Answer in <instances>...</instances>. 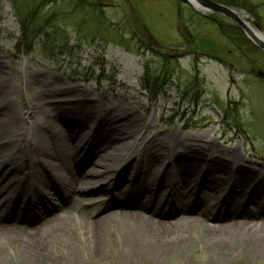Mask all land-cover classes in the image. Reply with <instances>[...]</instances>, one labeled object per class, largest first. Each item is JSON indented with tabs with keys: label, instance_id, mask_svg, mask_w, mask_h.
<instances>
[{
	"label": "rangeland",
	"instance_id": "rangeland-1",
	"mask_svg": "<svg viewBox=\"0 0 264 264\" xmlns=\"http://www.w3.org/2000/svg\"><path fill=\"white\" fill-rule=\"evenodd\" d=\"M48 1L0 0L2 75L13 91L8 97L9 106L22 114L17 127L13 129L15 124L10 122L8 131L34 130L35 116L28 110L31 76L53 84L59 79L64 82L60 86L85 90L92 100L100 94L107 103L129 109L145 127H152L148 139L158 132L166 138L202 136L219 147L237 146L244 159L256 162L252 166H264V78L258 74H264V53L252 49L253 45L249 46L243 40L246 38L243 32L238 31L231 21L216 14L198 16L176 0H75L74 3L57 0L51 4ZM212 1L217 3L220 0ZM237 1L242 5L237 3L231 8L244 12L249 18V27L264 35V0ZM81 4L83 6L78 7ZM20 6L39 21L42 31L53 32L63 40L62 56L56 51L52 58H46L40 47L42 40L35 42L31 49L22 45L17 17ZM164 65L169 71L168 86L156 91L149 88L143 93L144 70L147 68L157 79V76L161 77ZM167 78L163 79L167 81ZM42 112L57 113L56 110ZM95 125L90 123L88 134L78 136L77 146L79 143L83 146L90 139L93 134L91 126ZM65 126L66 123L60 126L62 132L66 130ZM222 133L226 138L235 136V141L226 145L220 139ZM141 135L142 131H138L133 137L140 139ZM0 146V163L11 161L15 157L12 147L5 146L3 141H0ZM102 150L107 158L109 151ZM229 158L230 155H226L223 160ZM164 162L167 164L168 160L164 159ZM22 163L18 161L17 164ZM46 164L47 171L53 170L55 159L50 158ZM107 166L111 175L107 180L108 188L113 196L121 199L119 194L126 188H112L122 166L116 167V172L111 162L108 161ZM91 167L97 168L98 165L94 163ZM157 169L159 174L163 170ZM3 173L1 170L0 176ZM41 173L39 169L31 171L30 181L32 186H37L35 183L38 181L37 188L45 190L44 180L41 185L43 178L36 179V175ZM26 175L28 171L24 170L17 176L23 181ZM172 176L168 177L171 179ZM125 179L132 180V174L125 173L122 181ZM228 187L220 185L219 191L227 189L221 193L224 197L228 195ZM164 188L163 194L170 191ZM100 195L98 192L81 199L84 210H98ZM49 198L51 205L59 204L56 196L50 194ZM20 200L21 210L24 201ZM8 205L0 209V215L10 216L6 213ZM172 206L167 205L168 208ZM115 212L111 207L101 215L109 213L116 219ZM168 218L164 221H172L176 215ZM118 221L116 219L106 225V236L101 239L97 255L90 252L79 227L71 226L70 237L77 248V261L74 262L68 256L69 245L64 237L50 239L47 247L50 264H264V255L256 254L253 249L234 251L224 259L216 256L214 251L207 250L208 245L202 242V234L198 233L196 226L194 229L191 226L184 228L192 237L189 253L174 252L169 257L153 259L144 257L122 243L121 229L116 225ZM7 223L12 221L9 219ZM0 245L4 264H26L24 254L18 251L15 243L1 244L0 241ZM0 264L3 263L0 261Z\"/></svg>",
	"mask_w": 264,
	"mask_h": 264
},
{
	"label": "bare ground",
	"instance_id": "bare-ground-1",
	"mask_svg": "<svg viewBox=\"0 0 264 264\" xmlns=\"http://www.w3.org/2000/svg\"><path fill=\"white\" fill-rule=\"evenodd\" d=\"M2 68L0 62V141L12 147L15 157L0 163V172L4 171L0 176V209L9 203L6 213L10 215H0V241L15 243L26 264H50L48 242L57 237L65 238L68 256L74 262L77 248L70 237L74 224L90 252L97 255L106 225L116 219L122 243L130 251L152 259L174 252L189 253L192 237L184 230L187 226H196L207 250L222 259L246 249L264 255V166L253 167L256 162L244 159L237 146L219 147L202 136L166 138L161 132L148 139L152 127H145L129 109L107 103L100 94L92 100L85 90L60 86L62 80L53 84L32 76L28 110L35 116L34 130L25 132L22 128L11 133L9 123L15 124V129L22 114L9 106L13 91ZM64 123L67 126L62 132ZM90 123L96 124L91 126L92 136L83 146H77L75 141L80 134H88ZM138 131H142L140 139L133 137ZM224 133L222 142L232 144L236 137L226 138ZM102 149L109 151L107 158ZM226 155L231 161L223 160ZM52 157L56 165L47 171L46 162ZM18 161L24 162L23 167ZM108 161L115 172L122 166L112 188H126L119 194L121 199L108 188ZM94 163L97 168L91 167ZM157 168H163L160 174ZM38 169L42 173L36 179L43 178L45 190L37 188L38 181L37 186L31 185L30 173ZM24 170L28 175L22 181L17 175ZM125 173L132 174V180L123 182ZM170 174L174 175L171 179ZM219 184L229 186L227 196L221 195L227 189L219 191ZM164 187L170 190L166 194ZM98 192V210H84L81 199ZM50 194L59 199V204L49 203ZM20 199L24 201L21 210ZM111 207L118 218L109 213L101 215ZM175 215L174 220L164 221ZM7 218L12 223H7ZM0 261L4 264L2 254Z\"/></svg>",
	"mask_w": 264,
	"mask_h": 264
},
{
	"label": "trees",
	"instance_id": "trees-1",
	"mask_svg": "<svg viewBox=\"0 0 264 264\" xmlns=\"http://www.w3.org/2000/svg\"><path fill=\"white\" fill-rule=\"evenodd\" d=\"M11 2L14 0H10ZM57 0H49L48 2L54 3ZM61 2H70V3H74L75 0H60ZM47 2V1H46ZM219 4L225 5V6H229V7H235L237 5V3H241V1H237V0H220L219 2H217ZM239 5H242L239 4ZM75 6V5H74ZM83 5H79L78 7H82ZM25 8V7H24ZM22 8V6H20V8L17 10V17H19V21H18V25H19V29H20V34H21V41H23L22 45L27 48H32L34 46V43L42 40L43 44L40 46L42 47V51L44 52V55L46 58H52L54 52L57 51V55L62 56L64 53L61 52V49H63V45L61 44L63 42V40L60 37H56L55 33H48L47 31H45V29H43V31L40 28V24L39 21L35 20L33 18L32 15H29V13H27L25 11V9ZM25 11V12H24ZM236 28V27H235ZM238 31H240L238 28H236ZM50 34V35H49ZM241 37H243L242 33H241ZM243 40L250 45V43L246 40V38L243 37ZM20 41V40H19ZM20 43V45H21ZM57 44V45H56ZM254 50H257L254 47H251ZM258 51V50H257ZM163 71L160 72L161 77L159 78V76H157V79H155L153 77V74H151L147 68L144 70V75L145 78L142 79L143 82V88L142 91L143 93L147 92L149 90V88H153L154 91H156L158 88L160 90H164L168 84V78L167 75H169V71L166 70V66H162ZM163 78H167V81ZM156 94H158V92H155ZM155 97H157V95H155Z\"/></svg>",
	"mask_w": 264,
	"mask_h": 264
},
{
	"label": "water",
	"instance_id": "water-1",
	"mask_svg": "<svg viewBox=\"0 0 264 264\" xmlns=\"http://www.w3.org/2000/svg\"><path fill=\"white\" fill-rule=\"evenodd\" d=\"M186 6L192 12L207 16L216 14L233 22L246 36V38L260 51L264 52V35L260 32H254L248 25L249 18L244 12L215 3L211 0H176ZM264 78V74L258 73Z\"/></svg>",
	"mask_w": 264,
	"mask_h": 264
}]
</instances>
